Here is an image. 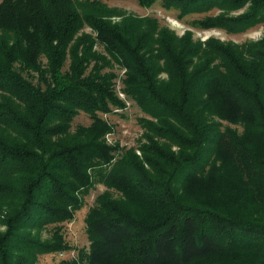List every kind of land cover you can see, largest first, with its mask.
<instances>
[{"label": "trees", "instance_id": "16d2710c", "mask_svg": "<svg viewBox=\"0 0 264 264\" xmlns=\"http://www.w3.org/2000/svg\"><path fill=\"white\" fill-rule=\"evenodd\" d=\"M162 1L221 8L202 29L264 24V0ZM115 63L146 114L138 148L106 139L102 114L127 105ZM81 111L92 122L73 128ZM95 181L108 189L86 216L90 248L62 264H264V36H180L101 0H1L0 264L69 249L62 224Z\"/></svg>", "mask_w": 264, "mask_h": 264}, {"label": "rangeland", "instance_id": "374dc122", "mask_svg": "<svg viewBox=\"0 0 264 264\" xmlns=\"http://www.w3.org/2000/svg\"><path fill=\"white\" fill-rule=\"evenodd\" d=\"M104 4L119 11L136 14L140 16H154L159 19L162 25L168 26L178 35H183L187 30L194 33L196 39L206 40L209 37H216L223 41H233L242 43L246 41H256L264 36V24L255 25L240 33H230L221 28L202 29L195 25V22L208 15H217L222 11L219 7H214L206 12H194L184 16L180 15L178 8L168 9L164 6L162 0H156L150 7L142 6L138 0H101ZM1 2V0H0ZM245 11V8L232 11L231 14L237 15ZM85 31L90 32L89 27ZM97 49L103 50L101 46ZM45 61L46 59L43 58ZM68 67V65H67ZM66 67V68H67ZM116 73L115 78L116 92L118 96L126 102V107L123 109L115 108L112 113L102 114V117L112 125L113 131L106 135L109 143H120L126 148L135 147L144 141L143 132L139 120L141 117H146V114L136 105L133 100H130L123 93V78L125 69L118 64H113L111 67ZM92 122L90 116L81 111L73 120V128L78 125H89ZM224 124H228L224 122ZM241 129V128H240ZM140 154V151L137 150ZM108 187L101 181H95L94 186L89 192L84 195L83 207L75 212L73 219L65 221L62 224L65 241L70 248L59 252H51L39 254L36 264H62L63 262H71L78 258L82 250H89L91 241L87 233L86 216L90 209L95 204V200L99 194L107 190ZM54 225H47L42 230V237L48 238L52 235Z\"/></svg>", "mask_w": 264, "mask_h": 264}]
</instances>
